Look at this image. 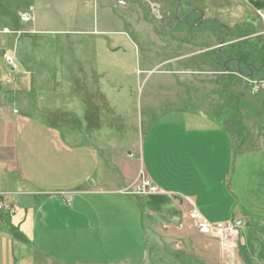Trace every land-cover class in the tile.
<instances>
[{"label":"crops","instance_id":"crops-1","mask_svg":"<svg viewBox=\"0 0 264 264\" xmlns=\"http://www.w3.org/2000/svg\"><path fill=\"white\" fill-rule=\"evenodd\" d=\"M179 7L205 19L237 18L239 27L255 26L264 44V0H180ZM196 68L189 72L209 73ZM21 89L18 81L0 86V195L10 204L0 212V264H164L171 254L173 264H264V244L257 242L264 238V218L241 208L230 216L221 212L235 153L231 132L219 120H146L137 145L125 152L130 148L117 137L132 134L135 122L110 136L102 112L113 106L103 89L105 102L98 88L75 86L73 116L64 106L61 118H51ZM138 171L173 197L181 211L177 223L169 212L159 216L163 230L154 226L144 198L125 193ZM192 207L211 222L241 218L239 238L223 247L195 231Z\"/></svg>","mask_w":264,"mask_h":264},{"label":"rangeland","instance_id":"rangeland-1","mask_svg":"<svg viewBox=\"0 0 264 264\" xmlns=\"http://www.w3.org/2000/svg\"><path fill=\"white\" fill-rule=\"evenodd\" d=\"M122 1L0 0V86L13 87L18 81L51 118H61L64 106L73 116L75 86L98 88L101 100L105 102L106 93L113 106L102 112L110 136L122 126L123 132L131 130L128 121L135 122L132 134L117 137L130 148L125 152L137 145L146 120H219L231 132L235 153L221 212L230 216L241 208L249 216L264 218L263 75L212 73L216 58L218 69L223 62L230 71L235 69L228 59L232 55L243 64H264V44L254 34L255 26L239 27L243 21L237 18H215L228 30L209 20L200 23L201 14L179 6L175 12L176 0ZM24 12H32L34 19L22 21ZM7 53L12 66L5 62ZM205 58L208 62L201 64ZM197 66L209 73L189 72ZM139 173L125 193L134 190ZM155 224L163 230L157 214ZM145 225L149 231L153 227L148 219ZM257 242L264 244V238ZM177 245L187 248L183 242ZM170 261L175 263L173 254L163 262L173 264Z\"/></svg>","mask_w":264,"mask_h":264},{"label":"built area","instance_id":"built-area-1","mask_svg":"<svg viewBox=\"0 0 264 264\" xmlns=\"http://www.w3.org/2000/svg\"><path fill=\"white\" fill-rule=\"evenodd\" d=\"M121 4L125 2L120 0ZM32 12H24L21 14L22 21H29L34 19ZM5 62L8 66L13 65V58L8 53L4 55ZM255 84V82H253ZM257 90V86L254 85V91ZM160 192L157 185L147 178L143 172L139 173V180L135 185L134 190H131V194L144 197L147 194ZM10 209V204L7 196L0 195V212ZM189 218L191 219L194 227L198 232L203 235L212 237L220 241L222 246L229 241H233L239 238L240 230L243 226V220L239 217H230L227 220L211 222L207 220L196 208H190L188 211Z\"/></svg>","mask_w":264,"mask_h":264},{"label":"water","instance_id":"water-1","mask_svg":"<svg viewBox=\"0 0 264 264\" xmlns=\"http://www.w3.org/2000/svg\"><path fill=\"white\" fill-rule=\"evenodd\" d=\"M178 6H179V0H176L175 12L177 11ZM192 11H196V10H194V9L189 10L188 13H190ZM202 16H203V13L201 12L200 23L204 20H209V21H212L214 23H217L218 25H220V26H222L228 30V27L226 25H224L223 23L219 22L218 20H216L214 18H206V19L204 18L203 19ZM223 37L219 40V47H220L219 50L220 51H222L223 47H224ZM214 56L216 57V52H214ZM229 61H231V60H228V62ZM235 61H236L237 73L245 74L244 73L245 70L243 68H240V60L238 58H236ZM252 65H253L252 63H248L247 68H250ZM215 68H217V58L215 60ZM258 69H260V67ZM216 70L219 71V69H216ZM220 71H228V67L226 66V67H224V69H221ZM144 205L148 210H150L151 212H153V213H155L158 216H161L163 218L166 217L169 212H171L172 213V218H171L172 220L171 221L173 223H177V221L179 219V215L181 213L178 205L174 202L173 197L170 194L165 193V192H158V193H152V194L145 195L144 196Z\"/></svg>","mask_w":264,"mask_h":264},{"label":"flooded vegetation","instance_id":"flooded-vegetation-1","mask_svg":"<svg viewBox=\"0 0 264 264\" xmlns=\"http://www.w3.org/2000/svg\"><path fill=\"white\" fill-rule=\"evenodd\" d=\"M188 18V17H187ZM238 58L236 57V55H232L230 56L228 59H231L232 62H235V69H236V61L235 59ZM239 59V58H238ZM241 60V59H239ZM248 63H252L253 65L250 67V68H247V64ZM227 66L229 68V65L228 63H222L221 64V68L220 69H224V67ZM244 66V67H243ZM260 67V69H258ZM240 68H243L245 71H244V75H247L248 77H251V76H254L255 73H262V75L264 76V64L263 63H260L258 66L254 63V61H247L245 62V64H243L241 61H240ZM252 72V73H251ZM251 73V74H250Z\"/></svg>","mask_w":264,"mask_h":264},{"label":"trees","instance_id":"trees-1","mask_svg":"<svg viewBox=\"0 0 264 264\" xmlns=\"http://www.w3.org/2000/svg\"><path fill=\"white\" fill-rule=\"evenodd\" d=\"M239 52H241L242 54H245V52H243L242 50L238 49ZM232 71L236 72V69H233ZM264 77V76H263ZM264 79V78H262Z\"/></svg>","mask_w":264,"mask_h":264}]
</instances>
